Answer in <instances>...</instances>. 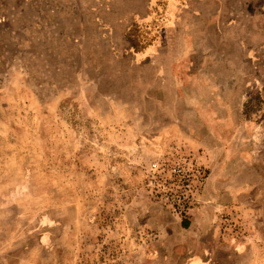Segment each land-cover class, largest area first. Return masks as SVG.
<instances>
[{
    "label": "rangeland",
    "instance_id": "rangeland-1",
    "mask_svg": "<svg viewBox=\"0 0 264 264\" xmlns=\"http://www.w3.org/2000/svg\"><path fill=\"white\" fill-rule=\"evenodd\" d=\"M194 256L264 264V0H0V264Z\"/></svg>",
    "mask_w": 264,
    "mask_h": 264
},
{
    "label": "crops",
    "instance_id": "crops-1",
    "mask_svg": "<svg viewBox=\"0 0 264 264\" xmlns=\"http://www.w3.org/2000/svg\"><path fill=\"white\" fill-rule=\"evenodd\" d=\"M197 256H194L193 258H191V260L189 261L188 264H200V261L198 258H196Z\"/></svg>",
    "mask_w": 264,
    "mask_h": 264
},
{
    "label": "trees",
    "instance_id": "trees-1",
    "mask_svg": "<svg viewBox=\"0 0 264 264\" xmlns=\"http://www.w3.org/2000/svg\"><path fill=\"white\" fill-rule=\"evenodd\" d=\"M183 226L186 227L187 226V222L183 221Z\"/></svg>",
    "mask_w": 264,
    "mask_h": 264
},
{
    "label": "built area",
    "instance_id": "built-area-1",
    "mask_svg": "<svg viewBox=\"0 0 264 264\" xmlns=\"http://www.w3.org/2000/svg\"><path fill=\"white\" fill-rule=\"evenodd\" d=\"M156 166V163H152L151 167H155Z\"/></svg>",
    "mask_w": 264,
    "mask_h": 264
}]
</instances>
